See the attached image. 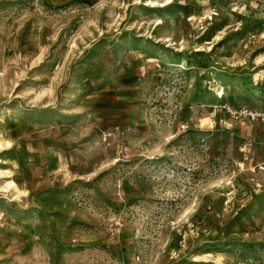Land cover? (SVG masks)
Returning a JSON list of instances; mask_svg holds the SVG:
<instances>
[{
    "label": "rangeland",
    "instance_id": "374dc122",
    "mask_svg": "<svg viewBox=\"0 0 264 264\" xmlns=\"http://www.w3.org/2000/svg\"><path fill=\"white\" fill-rule=\"evenodd\" d=\"M242 108L264 0H0V264H264Z\"/></svg>",
    "mask_w": 264,
    "mask_h": 264
},
{
    "label": "built area",
    "instance_id": "2783aa9c",
    "mask_svg": "<svg viewBox=\"0 0 264 264\" xmlns=\"http://www.w3.org/2000/svg\"><path fill=\"white\" fill-rule=\"evenodd\" d=\"M236 114H239L241 116H251L254 119H260L262 122H264V110L263 111H253L248 108H242L240 111H236Z\"/></svg>",
    "mask_w": 264,
    "mask_h": 264
},
{
    "label": "bare ground",
    "instance_id": "6f19581e",
    "mask_svg": "<svg viewBox=\"0 0 264 264\" xmlns=\"http://www.w3.org/2000/svg\"><path fill=\"white\" fill-rule=\"evenodd\" d=\"M154 2H156V1H154ZM10 184V183H9Z\"/></svg>",
    "mask_w": 264,
    "mask_h": 264
}]
</instances>
